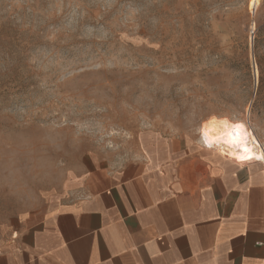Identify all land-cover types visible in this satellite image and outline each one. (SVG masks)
Wrapping results in <instances>:
<instances>
[{
  "label": "rangeland",
  "instance_id": "obj_1",
  "mask_svg": "<svg viewBox=\"0 0 264 264\" xmlns=\"http://www.w3.org/2000/svg\"><path fill=\"white\" fill-rule=\"evenodd\" d=\"M213 115L264 149V0H0L1 220L144 126Z\"/></svg>",
  "mask_w": 264,
  "mask_h": 264
},
{
  "label": "crops",
  "instance_id": "obj_2",
  "mask_svg": "<svg viewBox=\"0 0 264 264\" xmlns=\"http://www.w3.org/2000/svg\"><path fill=\"white\" fill-rule=\"evenodd\" d=\"M153 125L0 218V264H264V163Z\"/></svg>",
  "mask_w": 264,
  "mask_h": 264
},
{
  "label": "clouds",
  "instance_id": "obj_3",
  "mask_svg": "<svg viewBox=\"0 0 264 264\" xmlns=\"http://www.w3.org/2000/svg\"><path fill=\"white\" fill-rule=\"evenodd\" d=\"M198 132L197 145L201 149L213 151L240 162L252 159L264 160V151H257L259 143L252 130L242 120L226 115H213L202 123ZM249 155L253 158L247 159ZM237 157H245V159L240 160Z\"/></svg>",
  "mask_w": 264,
  "mask_h": 264
},
{
  "label": "bare ground",
  "instance_id": "obj_4",
  "mask_svg": "<svg viewBox=\"0 0 264 264\" xmlns=\"http://www.w3.org/2000/svg\"><path fill=\"white\" fill-rule=\"evenodd\" d=\"M257 151H264V149L261 147V145L259 144V148L257 149ZM256 159H252V160H249V161H245V162H240L234 158H232V161H234L235 163L239 164V165H248L249 163H251L252 161H254ZM264 162V160H263Z\"/></svg>",
  "mask_w": 264,
  "mask_h": 264
},
{
  "label": "built area",
  "instance_id": "obj_5",
  "mask_svg": "<svg viewBox=\"0 0 264 264\" xmlns=\"http://www.w3.org/2000/svg\"><path fill=\"white\" fill-rule=\"evenodd\" d=\"M220 155V154H219ZM224 159H226V160H230V161H232V158H230V157H227V156H222ZM234 162V161H233ZM255 162H263V160H254V161H252L251 163H255ZM235 163V162H234ZM264 163V162H263Z\"/></svg>",
  "mask_w": 264,
  "mask_h": 264
},
{
  "label": "water",
  "instance_id": "obj_6",
  "mask_svg": "<svg viewBox=\"0 0 264 264\" xmlns=\"http://www.w3.org/2000/svg\"><path fill=\"white\" fill-rule=\"evenodd\" d=\"M251 64H252V68H253V73L255 74V68H254L255 60H254V58H252V63ZM254 80H255V86H256L257 85V82H256V79H255V75H254Z\"/></svg>",
  "mask_w": 264,
  "mask_h": 264
},
{
  "label": "snow or ice",
  "instance_id": "obj_7",
  "mask_svg": "<svg viewBox=\"0 0 264 264\" xmlns=\"http://www.w3.org/2000/svg\"><path fill=\"white\" fill-rule=\"evenodd\" d=\"M252 158H253V157H252L251 155H249V156L247 157V159H252ZM237 159L244 160L245 157H237Z\"/></svg>",
  "mask_w": 264,
  "mask_h": 264
}]
</instances>
